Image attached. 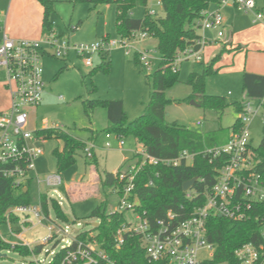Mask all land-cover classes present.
<instances>
[{
  "label": "rangeland",
  "instance_id": "374dc122",
  "mask_svg": "<svg viewBox=\"0 0 264 264\" xmlns=\"http://www.w3.org/2000/svg\"><path fill=\"white\" fill-rule=\"evenodd\" d=\"M258 6L264 5V0H256ZM12 5V6H11ZM154 10L156 14H151ZM211 11L220 10L225 18L228 30L232 32V44L222 57L213 65V71L205 72L204 63L212 61L218 53L226 37L206 45L203 60L198 62L195 58H183L178 62L179 81L166 91L167 97L173 102L166 107V120L177 121L182 125L202 133H208L219 128L231 126L239 112L233 105L234 102H242L247 99L243 90L244 71H264V22H255V12L238 9L234 5H215ZM150 13L152 16L164 15L160 0H150L148 7H143L139 2L130 12V16L140 18ZM42 8L37 0H0V20L7 22L5 30L12 37L29 38L43 41L42 34ZM55 30L63 32V36L71 45L95 44L105 37L109 40H118L117 46H107L105 51L92 54L93 65L88 66L84 56H79L74 50H70L66 57L43 56L44 82L46 85L43 102L30 109V128L32 130L44 128H61L87 141V146L96 144L95 156L89 158L84 150L80 149L76 154V162L60 172L64 189L50 188L45 179L54 173H58L57 159L53 154L56 148L63 149V142L56 138H46L40 141L43 154L36 161V169L31 173L32 179L29 186L28 204H41V194L45 193L49 199L48 224H59L69 229V234H59L56 239L45 245V250L37 256L43 263L48 264L52 254L47 251H60L74 237L90 228L88 223L99 222L97 218H91L92 211L101 203H105L108 211H114L118 206L119 196L113 187L105 186L103 180L107 172H116L125 169L129 163L135 160V154L144 150L142 144L137 143L132 135L124 138L125 145L118 147V142L113 141L114 146L105 148L106 137L104 129L107 126V110L98 106L91 110L85 102L88 100H115L121 99L125 105V118L129 122L142 115L151 99L153 87L148 75L152 74L160 65L161 58L157 51V39L148 36L141 38L132 36L125 40L131 45L130 54L121 42V36L117 31L115 4L102 3L95 5L86 1L54 0V10L51 15ZM199 33L204 32L199 30ZM205 36L215 38L216 32L207 31ZM215 44L217 46L207 47ZM242 47L241 51L237 48ZM53 54L54 49L47 46ZM149 50L150 69L145 65H137L136 53ZM212 53V50H216ZM103 56L111 60L109 70L97 69L103 60ZM221 67L219 71H215ZM192 71L205 74V90L209 95L223 96L227 107L222 115L216 110L197 106L191 101L194 93L187 83ZM4 73H0V112L6 110L10 103L8 88L3 84ZM181 100V101H180ZM255 106L257 102H254ZM98 129L100 136L91 137L87 129ZM264 105H261L258 113L252 117L249 129L252 136V144L258 147L263 138ZM86 146V147H87ZM20 191L15 192L19 198ZM55 199L61 202V209L68 219H61L52 204ZM124 215L128 221L135 219L131 210H125ZM16 230L21 229L19 223L12 224ZM4 240L8 242L23 243L22 240L11 235L8 226L0 228ZM49 231L43 225L31 227L24 233L23 238L36 245L49 238ZM94 246H99L93 242ZM6 256H0V264H28L31 255L21 256L17 252L4 251ZM213 250L203 249L201 258L212 259ZM264 264V263H263Z\"/></svg>",
  "mask_w": 264,
  "mask_h": 264
},
{
  "label": "trees",
  "instance_id": "16d2710c",
  "mask_svg": "<svg viewBox=\"0 0 264 264\" xmlns=\"http://www.w3.org/2000/svg\"><path fill=\"white\" fill-rule=\"evenodd\" d=\"M42 7V31L43 35L55 29L51 19L54 10V0H37ZM86 1L95 5L107 3L116 6L117 31L121 37H130L135 32H146L148 36L157 39V51L161 62L157 70L148 77L151 80L153 91L150 102L145 112L129 122L125 118V105L121 99L115 100H88L86 105L93 110L98 106L107 110V126L104 133H112L125 138L132 135L137 143L142 144L144 150L158 159L177 158L184 150L196 153L192 164L182 163L178 166L166 165L162 161L158 164L146 163L137 173L135 179L134 195L137 197L138 211L146 212L152 220L164 218L169 212L175 213L178 220L187 218L192 211L205 201L203 191L214 182L215 165L209 163L202 151L205 148L221 145L229 141L232 134L242 126L239 116L229 127L202 133L192 130L181 123L166 120V107L173 100L167 97L166 91L179 81V69L174 71L175 62L189 48L199 50L202 46L199 42L201 34L197 28V22L204 10L219 5L220 0H160L164 15L152 16L145 13L140 18L130 16V12L139 2L143 7H148L150 0H77ZM63 34V32H62ZM232 32L226 30V41L222 49L216 53L212 61L204 63L205 72L213 71V65L226 51H230L232 44ZM242 47L237 48L241 51ZM102 52V51H101ZM137 65H141L138 53L135 56ZM111 60L103 56V60L97 69L109 70ZM221 67L215 69L219 71ZM187 83L192 87L193 94L189 98H199L198 103L205 108L216 110L222 115L227 107L225 97L209 95L205 90V74L192 71ZM243 90L247 98L261 99L264 97V74L245 70L243 74ZM181 101V100H180ZM243 102H234L236 110L240 113ZM91 137L100 136L98 129H87ZM38 135L45 138H56L64 144L63 149L56 148L53 151L57 159L58 173L70 167L76 162L77 151L85 152L87 141L61 128H44L37 131ZM256 158V170L264 179V128L263 138L258 147H253ZM95 156V154H94ZM93 156V157H94ZM92 157V158H93ZM136 157V154L135 156ZM116 172H107L103 180L105 186L113 187L114 192L120 195L124 181H119ZM197 177L199 180L191 191H197V195L188 198L189 191H184V184ZM205 177V181L200 179ZM153 181V184H150ZM64 192L65 189L62 186ZM16 188L12 181L0 174V228L6 223V211L13 205L28 204L29 188L19 190V198L15 197ZM41 203L44 212L49 215V199L47 194H41ZM52 204L57 215L67 220L68 217L61 209L59 201L53 199ZM91 218H97L98 225L88 223L90 228L77 234V240L86 243L96 242L99 247L107 252L111 259L119 264H153L149 262L145 250L141 245L140 237L126 235L124 243L116 245L117 230L126 221L124 212L108 211L105 203H101L92 211ZM264 202L254 203L243 220H231L218 215H211L207 221V239L215 246V252L211 264H237L235 251L247 242H253L264 246ZM76 244V242H75ZM44 243L36 244L35 251H40ZM13 249L15 252L28 255L29 247L17 245L14 248L0 235V253ZM66 249L57 252L53 264H57L65 254ZM99 264H106L100 262Z\"/></svg>",
  "mask_w": 264,
  "mask_h": 264
},
{
  "label": "built area",
  "instance_id": "2783aa9c",
  "mask_svg": "<svg viewBox=\"0 0 264 264\" xmlns=\"http://www.w3.org/2000/svg\"><path fill=\"white\" fill-rule=\"evenodd\" d=\"M161 3V2H160ZM220 7L234 5L240 10L255 12V22H264V5L258 6L256 0H220ZM151 14H156L154 10ZM198 30H202L201 48L195 50L189 48L175 62L174 71L178 70V62L183 58H195L198 62L203 60L204 51L208 43L219 41L226 37L225 18L220 10L210 9L202 12L197 22ZM216 32L215 38H208L205 32ZM132 36L148 37L146 32H135L130 37H121L123 46L130 54L132 46L127 44ZM118 40H109L105 37L95 44L71 45L62 33L55 29L44 35L43 41L29 38H15L5 30L4 22L0 20V73H4L3 84L8 88L10 103L6 110L0 112V174L11 180L17 190L29 188L32 179L31 173L36 169L35 161L43 154L40 141H46L45 137L38 135L36 130L30 128V109L42 104L45 93L43 56L49 55L57 58L66 57L70 50H74L79 56H84L88 66L93 65L92 54L105 51L107 46H117ZM47 46L54 49L51 54ZM142 66L150 69L149 50L139 51ZM257 105L255 106V103ZM261 105H264V97L261 99L247 98L243 102V109L239 114L242 126L234 132L228 142L205 148L202 151L209 163L215 165L214 182L203 191L205 201L197 206L192 213L183 220H178L175 213L169 212L166 217L152 221L146 212L138 211L139 201L131 199L134 195L135 179L137 173L146 163L158 164L162 161L166 165L178 166L182 163L192 164L196 153L184 150L177 158L158 159L150 156L145 150L137 152L135 160L117 174L119 181H124L118 200V206L114 211H133L135 219L126 221L117 230L116 245L120 247L126 235L138 236L149 262L153 264H211L215 246L207 239V221L211 215L222 216L231 220H243L247 218L249 210L254 203L264 202V179L256 170V158L252 144V136L249 129L252 117H254ZM105 148H112L113 141L117 140L119 147L125 145L122 136L106 133ZM96 144L86 147V156L92 158L95 154ZM199 180V179H198ZM205 181V177L200 179ZM45 183L50 188L58 189L64 185L60 173L49 175ZM153 184V181H150ZM197 191L189 190L187 197L193 198ZM61 204V202L59 201ZM6 223L12 236L23 243L8 242L12 248L17 245L29 247L33 256L28 264H42L37 258L45 250V245L58 237L59 234H69L68 227L59 224L50 225L51 220L44 210L42 203L37 205L17 204L6 211ZM21 225L20 230L13 228L12 224ZM36 225H43L49 231V238L45 240L40 251H35V245L26 241L23 236L26 231ZM264 236V227L262 229ZM1 235V233H0ZM2 237V235H1ZM77 235L72 242L63 247L65 254L57 264H119L102 250L94 246L93 242L86 243L77 240ZM3 238V237H2ZM4 240V239H3ZM76 242V244H75ZM95 243V242H94ZM203 249L213 250L212 259L200 257ZM13 250V249H10ZM8 250V251H10ZM21 256H28L17 252ZM52 254L48 264H53L57 252L47 251ZM237 264H263L264 246L253 242H247L236 249Z\"/></svg>",
  "mask_w": 264,
  "mask_h": 264
},
{
  "label": "water",
  "instance_id": "95a60500",
  "mask_svg": "<svg viewBox=\"0 0 264 264\" xmlns=\"http://www.w3.org/2000/svg\"><path fill=\"white\" fill-rule=\"evenodd\" d=\"M191 103L192 104H194V105H197V106H200V104L198 103V102H196V101H191ZM198 181V178L197 177H195V178H193L192 180H190V181H187L185 184H184V191H189V190H191L194 186H195V184H196V182ZM25 191L27 190V188H25L24 189ZM93 225H98L99 224V222H97V223H92ZM0 256H6V254L5 253H0Z\"/></svg>",
  "mask_w": 264,
  "mask_h": 264
},
{
  "label": "crops",
  "instance_id": "0c3cea01",
  "mask_svg": "<svg viewBox=\"0 0 264 264\" xmlns=\"http://www.w3.org/2000/svg\"><path fill=\"white\" fill-rule=\"evenodd\" d=\"M12 6V5H11ZM42 8V7H41ZM42 13H43V10H42ZM226 21V20H225ZM4 25H5V27L7 26V22L6 23H4ZM41 25H42V19H41ZM225 26H226V30L227 31H231V30H228V28H227V25H226V22H225ZM210 32H212V31H210ZM42 34H43V31H42ZM15 38H18V37H15ZM214 46H217V45H215V44H212L211 46H207V47H214ZM206 50V49H205ZM217 51V49L216 50H212L211 52L212 53H214V52H216ZM256 73H260V74H264V71L263 72H256ZM115 141H117V140H115ZM118 142V141H117ZM114 143V142H113ZM118 147H119V145H118ZM121 148V147H120Z\"/></svg>",
  "mask_w": 264,
  "mask_h": 264
}]
</instances>
